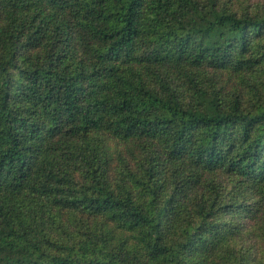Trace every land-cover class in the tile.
<instances>
[{"label": "trees", "instance_id": "16d2710c", "mask_svg": "<svg viewBox=\"0 0 264 264\" xmlns=\"http://www.w3.org/2000/svg\"><path fill=\"white\" fill-rule=\"evenodd\" d=\"M0 264H264V4L0 0Z\"/></svg>", "mask_w": 264, "mask_h": 264}, {"label": "rangeland", "instance_id": "374dc122", "mask_svg": "<svg viewBox=\"0 0 264 264\" xmlns=\"http://www.w3.org/2000/svg\"><path fill=\"white\" fill-rule=\"evenodd\" d=\"M252 3L264 4V0H252ZM252 235H247V237L245 238L246 242L250 245H252L254 243V241L252 239H250V238H254Z\"/></svg>", "mask_w": 264, "mask_h": 264}]
</instances>
